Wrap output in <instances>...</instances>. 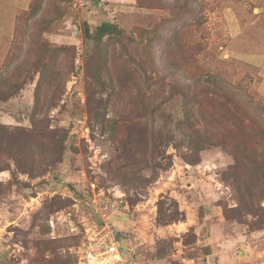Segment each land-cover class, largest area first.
Here are the masks:
<instances>
[{
  "label": "rangeland",
  "instance_id": "rangeland-1",
  "mask_svg": "<svg viewBox=\"0 0 264 264\" xmlns=\"http://www.w3.org/2000/svg\"><path fill=\"white\" fill-rule=\"evenodd\" d=\"M31 1L0 0V264H81L104 216L131 264H264V0Z\"/></svg>",
  "mask_w": 264,
  "mask_h": 264
},
{
  "label": "built area",
  "instance_id": "built-area-1",
  "mask_svg": "<svg viewBox=\"0 0 264 264\" xmlns=\"http://www.w3.org/2000/svg\"><path fill=\"white\" fill-rule=\"evenodd\" d=\"M81 264H128L121 256L120 244L107 219L85 229L80 249Z\"/></svg>",
  "mask_w": 264,
  "mask_h": 264
},
{
  "label": "trees",
  "instance_id": "trees-1",
  "mask_svg": "<svg viewBox=\"0 0 264 264\" xmlns=\"http://www.w3.org/2000/svg\"><path fill=\"white\" fill-rule=\"evenodd\" d=\"M38 4L36 2V0H32L29 4V14L30 15H34L36 14L37 10H38ZM84 36L85 38H95V39H102L103 37H114V38H120L121 37V33H120V29L118 27L117 24L115 23H110V22H102L100 23L99 25H97L95 28H94V32H93V35H90V32H89V28H88V25L86 23H84ZM229 102H227V105H228ZM227 107V106H225ZM225 110V122L227 124H229V127H227V132L228 131V128L230 130V133L233 134V136H235V129L236 128V124L235 122L237 120V118L235 117V113L234 111H232V108H224ZM239 122L241 123V119L239 120ZM1 128V127H0ZM237 132V131H236ZM230 133H227L226 135L230 134ZM231 147H234L235 149H238V153L240 154L241 158L245 159V160H248V162L250 164H253V158H251L250 156V151L248 149V147H250L249 145H244L243 143H240V144H232ZM237 168V169H236ZM235 170H238V165H236L235 167ZM264 171V168L262 169V172ZM235 181L240 184V185H243L242 183H240L239 181V176H237V178H235ZM244 187V190L247 191L249 193V195H253L255 194L254 191H248L245 189V186L243 185ZM261 190V189H260ZM257 192H258V189H257ZM105 219H107V221L109 222V224L112 226V228L114 229L115 231V235H116V239L119 241V244H120V253H121V256L122 258L128 263V264H131L130 260H128L126 254H125V247L123 245V242L120 240L119 236H118V231L117 229L115 228V225L114 223H112V220L111 218L109 219L107 216H104ZM100 221L98 222H101V220L103 219V217L99 218Z\"/></svg>",
  "mask_w": 264,
  "mask_h": 264
},
{
  "label": "crops",
  "instance_id": "crops-1",
  "mask_svg": "<svg viewBox=\"0 0 264 264\" xmlns=\"http://www.w3.org/2000/svg\"><path fill=\"white\" fill-rule=\"evenodd\" d=\"M257 64H258L257 66H259V68H261L262 73L260 74V79L257 83L256 89H258V92L259 91L264 92V59H261L260 63H257ZM260 94L263 95V98H264V94H262V93H260Z\"/></svg>",
  "mask_w": 264,
  "mask_h": 264
}]
</instances>
